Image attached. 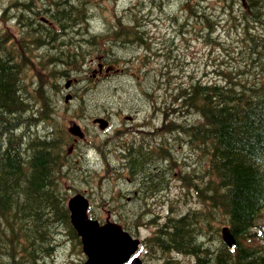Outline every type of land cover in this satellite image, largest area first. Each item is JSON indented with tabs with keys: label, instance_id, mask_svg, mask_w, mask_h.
Returning <instances> with one entry per match:
<instances>
[{
	"label": "trees",
	"instance_id": "16d2710c",
	"mask_svg": "<svg viewBox=\"0 0 264 264\" xmlns=\"http://www.w3.org/2000/svg\"><path fill=\"white\" fill-rule=\"evenodd\" d=\"M15 1L14 20L22 32L12 37L9 47L10 35L6 37L0 25V264H36V260L42 264L55 238L64 236V226L70 235L75 234L59 184L65 129L52 127L63 123L58 103L67 79L86 73L84 64L92 51L93 56L105 55L94 59L105 66L123 61L122 51L136 56L148 53L152 49L149 15L154 10L168 15L167 8L181 5L179 18L186 19L173 24L174 32L193 37V29L196 36L205 34L208 43L221 45L222 41L211 38L215 12L199 10L197 0L193 4L189 0L133 1L113 10L100 33L90 32L91 12L101 8L96 0ZM224 1L226 26L231 24L234 31L227 32L231 42L222 44L232 48L234 63L218 71L224 79L216 82L192 77L189 83H175L166 66L146 73L154 82L144 90L176 94V103L170 110L159 108L156 123L161 126L152 134L153 145L140 142L125 149L127 170L118 173L133 177L139 172L142 179L153 180L149 198L166 185L154 184L162 180L158 176L166 181L177 172L186 188L178 199L185 201L169 203L163 222L156 215L145 224L140 217L134 221L137 212L121 216L134 232L138 225L154 226L146 238L150 255L180 254L197 259L196 264H264V225L259 223L264 210V0ZM166 18L176 21V17ZM187 24L189 30H185ZM55 29L62 30L64 37L56 47L42 39L50 37L46 42L53 44L58 35ZM66 32L81 33L84 39L68 47ZM37 43L47 49L40 58H47L35 63L24 56L37 49ZM132 63L142 64L135 59ZM83 76L87 84L93 80ZM183 144L194 160L187 180L185 166L176 171L177 158L170 159L166 149L175 147L177 153ZM190 197L196 203L188 207ZM225 230L236 239L234 249L224 242ZM164 264L171 261L166 259Z\"/></svg>",
	"mask_w": 264,
	"mask_h": 264
},
{
	"label": "rangeland",
	"instance_id": "374dc122",
	"mask_svg": "<svg viewBox=\"0 0 264 264\" xmlns=\"http://www.w3.org/2000/svg\"><path fill=\"white\" fill-rule=\"evenodd\" d=\"M136 1V0H96V2L100 3L101 8H99L98 12H91V18L94 20L90 23V29L93 33H100L101 29L105 27V24L108 22V17L113 13V10L115 9H123L126 5L129 3ZM166 1V0H165ZM169 1V0H167ZM171 3H179V0H170ZM185 1V0H184ZM191 2H194L195 0H190ZM199 1V10H208L210 12H215L214 15V21L212 25L215 28V32L211 34L212 39H216L217 41L224 44H229L231 41L228 39L227 32H233L234 29L232 28V25L226 26L227 22V16L224 14L222 7L225 5L224 0H198ZM15 0H0V23L7 28V32L10 33V37H16L20 35L21 29L17 25V21H15L14 14H17L18 12L15 10L16 7L14 6ZM168 11L171 13L175 12L176 15L173 17H176L175 19L166 18L164 14H160V12L155 11L151 15L150 24L148 25V30H150V34L152 36V39L157 42L156 46L154 47L155 56H151L150 60H148L146 63H143L141 65L137 63H133L129 65L130 75L127 76H113L114 74L112 71H109L106 73V71H103V73L94 72L91 74L89 71L88 76L93 77V80L91 83L88 84L84 81L85 73L80 74L78 77H69L67 80L72 81V87L71 89H64L63 98L60 99L58 105H60V108H58V112L60 114V118L63 121L62 124L70 125V127L74 124L81 125L82 120L84 119V111L87 109L88 111H95L96 113L101 112H109L111 113V110H117L119 107L122 108H128L130 113L136 109H138V112H136L133 116L135 119L132 120V125H126L125 122V116L122 115L119 119H117L114 123L111 124L110 128V139H120V140H126L127 144L130 143L132 140H136L133 138V135L135 133L131 131L139 130V126H147L156 123V115H157V109L159 107H168L169 110L172 109V101L174 100V95L167 92H161V93H155V92H148L146 89L144 90V87L150 88L153 85L154 79L152 76L147 75L148 72H153L156 70L160 71L165 66L168 68H176L178 66V63H176V57L175 54L176 51L174 50L173 42L174 40L178 39L176 42L174 41L175 45H179L186 54V61L184 63V67L186 68L183 72H181V69H178L177 72H174L173 75H176L178 79H175V83L178 81L179 83H187L191 82V78H199L202 81L206 82H216L221 81L224 79L223 75H220L218 71L225 70L228 68L233 62L232 60V48L227 47L226 45L216 44L214 42L208 43L207 38L203 37L202 35L205 34H199V36H196L194 33V30H190V32H193V37H191L189 34H186L182 37L172 35L173 28L170 27V22H173L175 26H177V23H183L186 19L184 16L183 20H180L179 17H182V13L178 12L179 8L178 6H172L171 8H167ZM169 13V12H168ZM185 15V14H184ZM29 20H25L27 23ZM195 22L192 23L193 26ZM185 30L188 29V24L185 26ZM197 31L199 32V25L197 28ZM58 33L60 31H57ZM61 34V33H60ZM69 37H68V36ZM65 37L67 40H69L71 43H80V39H82V34H68ZM57 35L55 37L54 46H58L56 42L59 40L58 38L63 37V35ZM76 36V37H75ZM78 36V37H77ZM80 36V37H79ZM58 37V38H57ZM73 37V38H72ZM219 37L221 40H219ZM72 38V39H71ZM76 38V39H75ZM45 42L49 38H42ZM191 40V42H190ZM43 41V42H44ZM76 41V42H75ZM167 41L166 44H163L162 42ZM162 43V44H160ZM238 42H235L232 44L231 47L237 45ZM49 46H52L50 43H48ZM45 47V46H44ZM43 47V48H44ZM42 48V52L44 51ZM47 50V49H45ZM94 54V51H92ZM120 54V56H126L130 52H124ZM37 53V51H36ZM93 54L86 60V62L89 64L92 59H94ZM100 56V55H98ZM122 60L119 61L117 64L118 68H122ZM163 62H169L170 65H167ZM129 73V72H128ZM97 76V78H96ZM66 81V80H65ZM84 81V83H83ZM67 82V81H66ZM80 86L84 87L86 86L89 90L87 93L84 89H82ZM70 87V86H69ZM94 87V89H93ZM140 88V89H139ZM68 94L76 95V97L79 99L80 97L85 95L84 98V105L83 110L78 109L75 112L69 111L65 108L63 105V102L65 101V98ZM62 100V101H61ZM77 99H75L76 101ZM156 101V106H155ZM74 103V102H72ZM149 103V104H148ZM142 112V115H139V113ZM127 113V114H130ZM132 115V114H130ZM192 115H195L192 114ZM87 126L88 133L86 138L82 139L83 141H80L81 147L76 148L75 151H77V154L74 155L72 158H70L69 163L71 166V171H74L75 174H77L79 177H82V174H86L87 176H90L91 181L94 185H96V189L91 191L92 198H93V210L92 213H89V216H93L94 218H98L100 216L107 215V207L105 206V202H103L100 199V195L102 193L108 192L111 188H116L117 183L116 180H113V182H109L105 180V183L103 184V188L99 189V187L102 186L103 180L101 179V176L104 175V177H107V174L104 170V166L101 164L100 161L92 162L91 164L85 165L83 163L82 158L78 154V150L82 151L83 146L82 144L86 143L88 145H95L100 147L102 150H104V146H106L102 141L99 140V138H103L104 134H102L101 130H98L95 126H90L88 122H85V124H82ZM118 125V126H117ZM115 126V127H114ZM96 129V130H95ZM120 129V130H118ZM99 131V132H98ZM132 133V135H131ZM109 140V138H108ZM71 143H69L70 146ZM79 145V143H78ZM109 145V144H108ZM107 145V146H108ZM111 149H117L118 145L111 141L110 144ZM166 149L170 152V159L173 157L177 158L178 166L176 168V171H178L180 168L185 166V176L187 180L188 174L192 173L191 165H193L194 160H192L191 154L187 156V153L189 152L188 147L183 144L178 146V151L175 153V147H166ZM98 150V149H97ZM119 149H117L118 151ZM74 151V153H75ZM100 151V150H99ZM83 157V156H82ZM165 160V159H164ZM162 160V162H164ZM117 159H115V155H111L110 160V166L114 167L117 165ZM158 164L155 163L156 166ZM112 172L108 173L109 175ZM114 174V173H113ZM139 172H136L133 176V180L135 183H141V181L145 180L139 177ZM196 175L199 176V171L196 173ZM136 176V177H135ZM199 180V179H198ZM164 182V181H163ZM66 185V184H64ZM82 184H80L81 186ZM124 185V191H127L130 187V184L123 183ZM172 187H177L176 189L172 190L169 195L172 196V194L177 195L178 194V183H173L172 181ZM175 185V186H174ZM75 186L73 184H67L66 187ZM79 186V187H80ZM163 192L167 191V186L164 185ZM172 196V198L174 197ZM167 200V198H164L163 201ZM160 201V198H159ZM184 201L180 200L179 202ZM161 202V201H160ZM196 203L195 198L190 197L188 199V207L190 205H194ZM164 205V202L161 206H153L150 205L149 209H143V208H132L127 206L123 210V213H133L137 211L139 213L147 212L142 217V222H147L152 218H146V215H149L150 213H153L156 216H159L158 221H164L165 218H162L161 215H166V211H162V206ZM106 209V210H105ZM163 213V214H162ZM138 216V215H137ZM136 216V217H137ZM102 218V217H100ZM98 218V219H100ZM259 223L264 225V210L262 213V217L260 218ZM155 230L154 226L148 225L147 228L144 231H141L142 237L148 236L152 233V231ZM264 231V227L262 229ZM215 233H213L214 235ZM157 250V249H156ZM61 255L58 257V260H64L65 259V250H61ZM72 253H77L76 249H73ZM155 253V252H154ZM155 255V254H154ZM82 257V254H78V262L80 261V258ZM181 262L180 264H183L184 260L183 258H180ZM166 258H162V254L159 253L155 255L153 263L154 264H163ZM53 261V258H49L47 263H51Z\"/></svg>",
	"mask_w": 264,
	"mask_h": 264
},
{
	"label": "water",
	"instance_id": "95a60500",
	"mask_svg": "<svg viewBox=\"0 0 264 264\" xmlns=\"http://www.w3.org/2000/svg\"><path fill=\"white\" fill-rule=\"evenodd\" d=\"M104 129L106 122L99 120ZM72 223L82 238L83 250L88 259L85 264H125L137 251L139 240L134 239L119 225L108 223L101 226L97 221L85 223L88 201L83 196H75L69 201ZM229 244L233 239L226 236ZM132 264H141L135 257Z\"/></svg>",
	"mask_w": 264,
	"mask_h": 264
},
{
	"label": "flooded vegetation",
	"instance_id": "af4514ba",
	"mask_svg": "<svg viewBox=\"0 0 264 264\" xmlns=\"http://www.w3.org/2000/svg\"><path fill=\"white\" fill-rule=\"evenodd\" d=\"M117 110L118 111H121L122 113H130V111H125V107L124 108L119 107ZM136 112H138V109L132 111L130 113L132 115H127L126 116V120L127 121L133 120V115ZM77 140H78L77 138L75 139L73 137V142H75V141L77 142ZM142 142H144V143L145 142L150 143V141H144V140ZM73 146H75V144L74 145H71V147H70V153L71 154L74 151ZM158 178L159 179H162L164 181V178L163 177L158 176L157 179ZM162 180L161 181H156V182H154V184L157 185V186H161L164 183ZM129 181L131 182V180H129ZM151 181L153 182V180H151L149 177L145 178V180L141 181V183H135L133 181V183H134L133 184V188L134 189H131L130 190L133 193V200H132V203H131L132 208H135L137 210H138V208L149 209V206L150 205H153V206L155 205V202L156 201L154 200V198L157 197L156 195H153V197L147 198V196L151 193L150 190L153 189V188H151ZM165 182H167V180ZM163 187L160 190L158 196H161V195L167 196L168 195V193L163 192V189H164ZM143 189L145 191H143ZM143 195H144V197H142ZM64 196H66V195L64 194ZM128 201L131 202V198H128ZM62 233H63L64 236L63 237H60V238H55L56 241L52 244V247H51L52 250L49 251L50 253L47 254V256H46L47 258H46L45 262L42 263V264H49V263H47V261H48L49 258H53V261H51L50 264H82L81 262H78L79 261L78 258H77L78 254L75 255L72 258L71 255H70V253H67V251L65 252V254H66L65 255V259L62 260V261L61 260H58V257L61 255V252L59 250H57V246H59V242H58L59 239H61L66 244H67V242H68V244H70L71 239H72L71 237H68L66 235V233H68L67 231H64L63 230ZM140 252H141V258L143 259V261H142L143 264H154L153 263L154 257L150 258V260H147V253L144 254V251H140ZM140 252H139V254H140ZM176 256H178V254H176ZM162 258H163V256H162ZM83 259H85V258H84V255L82 254V257L80 258V261H82ZM35 263L36 264H39L37 260L35 261ZM127 264H129V263H127ZM183 264H185V263H183Z\"/></svg>",
	"mask_w": 264,
	"mask_h": 264
},
{
	"label": "bare ground",
	"instance_id": "6f19581e",
	"mask_svg": "<svg viewBox=\"0 0 264 264\" xmlns=\"http://www.w3.org/2000/svg\"><path fill=\"white\" fill-rule=\"evenodd\" d=\"M81 3H82V2H81ZM49 6H50V5H49ZM160 7H161V6H160ZM20 8H21V7H20ZM63 9H64V8H63ZM36 12H37V11H36ZM49 12H50V11H49ZM240 13H241V12H240ZM131 14H132V13H131ZM238 14H239V13H238ZM241 14H242V13H241ZM232 16H233V15H232ZM36 22H37V21H36ZM37 23H38V22H37ZM37 23H36V24H37ZM74 24H75V23H74ZM79 25H80V24H79ZM40 27H41V26H40ZM74 27H75V26H74ZM75 28H76V27H75ZM44 29H45V28H44ZM47 29H48V28H47ZM72 29H73V28H72ZM67 30H68V29H67ZM76 30H77V29H76ZM80 30H81V29H80ZM82 30H83V29H82ZM42 31H43V30H42ZM46 31H48V30H46ZM46 31H45V32H46ZM61 31H62V30H61ZM61 31H60V32H61ZM64 31H65V30H64ZM79 32H80V31H79ZM43 33H44V32H43ZM53 33H54V32H53ZM66 33H67V32H66ZM68 33H69V32H68ZM51 34H52V33H51ZM79 34H81V33H79ZM44 35H45V34H44ZM44 35H43V36H44ZM58 35H60V34H58ZM67 36H68V35H67ZM41 37H42V36H41ZM60 37H61V36H60ZM68 37H69V36H68ZM75 37H76V36H75ZM77 37H78V36H77ZM79 37H80V36H79ZM47 38H48V37H47ZM57 38H58V37H57ZM63 38H64V37H63ZM72 38H73V37H72ZM72 38H71V39H72ZM49 39H50V37H49ZM58 39H60V38H58ZM75 39H76V38H75ZM47 40H48V39H47ZM60 40H61V39H60ZM60 40H59L58 43H60ZM66 40H67V38L65 39V41H66ZM71 42H73V41H71ZM75 42H76V41H75ZM83 42H84V41H83ZM52 43H53V42H52ZM56 43H57V42H56ZM62 43H63V42H62ZM64 43H65V42H64ZM66 43H68V41H66ZM76 45H77V44H76ZM59 46H60V45H59ZM73 46H74V44H73ZM61 47H62V46H61ZM6 48H7V47H6ZM58 48H59V47H58ZM67 48H68V47H67ZM76 48H77V47H76ZM0 49H1V48H0ZM22 49H23V48H22ZM54 49H55V48H54ZM62 49H63V48H62ZM85 49H86V48H85ZM59 50H60V49H59ZM64 50H65V49H64ZM68 50H69V49H68ZM2 51H3V50H2ZM54 52H55V51H53V53H54ZM60 52H61V50H60ZM6 53H7V52H6ZM57 53H58V52H57ZM4 54H5V53H4ZM4 54H3V55H4ZM64 54H68V53H64ZM19 55H20V54H19ZM57 55L60 56V53L57 54ZM4 56H5V55H4ZM54 56H55V54H54ZM9 57H10V56H9ZM55 57H56V56H55ZM61 57H62V55H61ZM0 58H1V57H0ZM15 58H16V56H15ZM59 58H60V57H59ZM3 59L5 60L4 57H3ZM18 59H19V58H18ZM5 61H6V60H5ZM17 61H18V60H17ZM7 63H8V62H7ZM11 63H12V62H11ZM11 63H10V64H11ZM5 64H6V63H5ZM12 64H13V63H12ZM6 65H7V64H6ZM66 77H67V76H66ZM66 77H65V78H66ZM5 80H6V79H5ZM3 82H4V81H3ZM25 82H26V80H25ZM22 86H23V85H22ZM57 86H58V85H57ZM26 87H27V86H26ZM61 101H62V100H61ZM148 104H149V103H148ZM30 107H31V106H30ZM32 109H33V108H32ZM34 111H35V110H34ZM34 113H35V112H34ZM34 113H33V114H34ZM34 115H35V114H34ZM246 116H247V115H246ZM36 117H37V116H36ZM36 123H37V121H36ZM40 123H41V121H40ZM42 123H43V122H42ZM46 124H47V123H46ZM45 126H46V125H45ZM24 132H25V131H24ZM24 238H25V237H24ZM32 247H34V246H32ZM34 248H35V247H34Z\"/></svg>",
	"mask_w": 264,
	"mask_h": 264
}]
</instances>
